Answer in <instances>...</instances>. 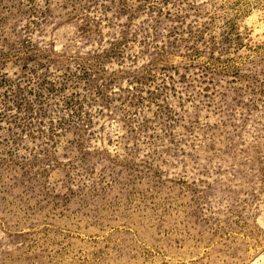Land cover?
<instances>
[{
  "label": "rangeland",
  "instance_id": "obj_1",
  "mask_svg": "<svg viewBox=\"0 0 264 264\" xmlns=\"http://www.w3.org/2000/svg\"><path fill=\"white\" fill-rule=\"evenodd\" d=\"M0 264H264V0H0Z\"/></svg>",
  "mask_w": 264,
  "mask_h": 264
}]
</instances>
